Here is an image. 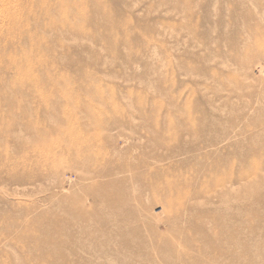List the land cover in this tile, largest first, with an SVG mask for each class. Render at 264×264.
<instances>
[{
	"label": "rangeland",
	"instance_id": "374dc122",
	"mask_svg": "<svg viewBox=\"0 0 264 264\" xmlns=\"http://www.w3.org/2000/svg\"><path fill=\"white\" fill-rule=\"evenodd\" d=\"M0 264H264V0H0Z\"/></svg>",
	"mask_w": 264,
	"mask_h": 264
}]
</instances>
